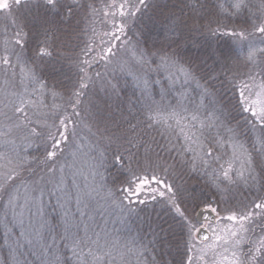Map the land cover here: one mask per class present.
Masks as SVG:
<instances>
[{
    "label": "snow or ice",
    "instance_id": "6c2138e0",
    "mask_svg": "<svg viewBox=\"0 0 264 264\" xmlns=\"http://www.w3.org/2000/svg\"><path fill=\"white\" fill-rule=\"evenodd\" d=\"M12 8L24 15L0 39V226L15 264H264V0H0ZM80 11L91 36L65 55ZM132 24L150 44L143 31L131 43ZM122 53L155 73L128 69L140 96L127 110L119 84L90 73ZM157 206L166 216L141 217Z\"/></svg>",
    "mask_w": 264,
    "mask_h": 264
},
{
    "label": "trees",
    "instance_id": "16d2710c",
    "mask_svg": "<svg viewBox=\"0 0 264 264\" xmlns=\"http://www.w3.org/2000/svg\"><path fill=\"white\" fill-rule=\"evenodd\" d=\"M11 2V0H10ZM100 0H97V3H99ZM150 2H156V0H150ZM160 3H168V0H159ZM185 2H191V0H185ZM172 8H175L177 12H179V9L182 5L178 3H172L169 5ZM24 15L23 10H17L16 8H12L10 12H5V13H0V39L3 38L5 30H7V34L9 36L12 35L13 31V26L12 22L13 20L17 19H22ZM148 15H153V11L149 10ZM84 14L83 11H80L77 16L73 18L71 28L69 29H64L62 30L64 34L60 36V39L57 41L61 51L65 55H72L75 56L83 47V42L87 41L89 37L91 36V27L88 24V21L83 18ZM145 23H147V16L144 18ZM158 27V25H157ZM87 28V32H84L83 30ZM101 26L97 25V30L98 32L100 31ZM144 32V35L140 37V45L143 46V41L145 38L148 39L149 44L151 43V37L149 36L148 32L142 28L141 25L138 24H132L130 25V38H131V43L136 44L137 42V35L141 32ZM205 37L203 36H194L193 40H199L203 41ZM95 43L99 44L100 43V38L99 36L94 38ZM221 45H229L230 41L228 40H222L220 41ZM29 48L34 49L35 48V40H30L29 41ZM183 53H190V52H195L197 49L195 47H183L181 49ZM29 54H31L29 52ZM118 64H126L125 70L121 71L120 67ZM118 64L109 66L107 69L104 67L103 62L99 64H94L92 69H90V73L94 74L96 71H99L106 80H111L112 83H118L119 86L123 89L121 92V97L125 101L123 105H121L122 108L127 110L128 107V100H131L132 103L137 102V98L140 96L139 90L136 88L135 81L133 80L132 75H128L127 71L128 69H131V72L134 73L137 76H144L145 73H148L149 76L152 78H155V73L149 72L147 68H141L139 65L134 64L131 60V56L128 53H122L120 60ZM67 67V66H65ZM42 68V74L43 75H51V68L49 66H41ZM66 81V78H63ZM4 87L3 85V77L0 75V99H3L4 93L2 91V88ZM96 89L99 91L100 89V82L97 83ZM161 90L160 85H155V92H154V97L156 100H160L161 97L159 95ZM135 93V95H133ZM220 95L224 96L227 98L228 96L231 95V93L228 91L227 87H221L220 88ZM99 96L104 97V92L99 91ZM96 99L95 96L88 95L83 98L81 108L84 110H88L91 107L90 101H94ZM171 97L168 96L165 98L164 102L167 103L168 100H170ZM61 101L59 99H53L50 95L47 96L46 98V103L51 105V104H58ZM115 110V108H114ZM118 115V112L116 113ZM86 131V130H85ZM18 145H20V141L18 140ZM32 151V149H30ZM109 171H113V169H110ZM112 177L109 176V180H111ZM181 182L179 179H177V183ZM53 203L55 201L53 200ZM166 209H163L159 206H157L154 209H147L145 212L141 213V217H146L148 215H151L153 220H156L159 215H165L166 216ZM52 215H56L55 212L52 213ZM142 221H137V223H141ZM122 226L120 224H108V229L109 231L113 232V235L115 236L117 233L114 231L115 229H120ZM146 227V226H145ZM173 243L181 242L179 240V232L177 231V235L172 238ZM182 243V242H181ZM164 259L165 260H171L176 256L175 250L171 251V255H167L169 252V249L167 247L164 248ZM28 260L32 262V264H40V259H38L35 256H28ZM0 264H15V256L13 252L10 250L9 246H7L4 243V230L3 227L0 226Z\"/></svg>",
    "mask_w": 264,
    "mask_h": 264
},
{
    "label": "rangeland",
    "instance_id": "374dc122",
    "mask_svg": "<svg viewBox=\"0 0 264 264\" xmlns=\"http://www.w3.org/2000/svg\"><path fill=\"white\" fill-rule=\"evenodd\" d=\"M17 144H18V141H17ZM213 227L215 226L214 224L212 225ZM210 242V241H209Z\"/></svg>",
    "mask_w": 264,
    "mask_h": 264
},
{
    "label": "water",
    "instance_id": "95a60500",
    "mask_svg": "<svg viewBox=\"0 0 264 264\" xmlns=\"http://www.w3.org/2000/svg\"><path fill=\"white\" fill-rule=\"evenodd\" d=\"M205 223H208V221H204ZM210 235V234H209Z\"/></svg>",
    "mask_w": 264,
    "mask_h": 264
}]
</instances>
